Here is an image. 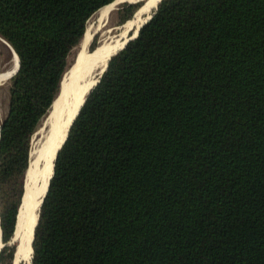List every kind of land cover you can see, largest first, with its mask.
<instances>
[{
	"label": "trees",
	"instance_id": "16d2710c",
	"mask_svg": "<svg viewBox=\"0 0 264 264\" xmlns=\"http://www.w3.org/2000/svg\"><path fill=\"white\" fill-rule=\"evenodd\" d=\"M113 1L0 0L19 59L0 119V264L32 136ZM143 5L125 3L118 24ZM32 250L31 264H264V0L160 1L57 152Z\"/></svg>",
	"mask_w": 264,
	"mask_h": 264
},
{
	"label": "bare ground",
	"instance_id": "6f19581e",
	"mask_svg": "<svg viewBox=\"0 0 264 264\" xmlns=\"http://www.w3.org/2000/svg\"><path fill=\"white\" fill-rule=\"evenodd\" d=\"M119 1L133 3L141 0H114L111 4L106 5L97 11V15L99 17L98 20L100 22L105 20L112 6L117 2L119 3ZM157 1L158 0H142V5L143 3L145 5L141 14L145 15V18L138 16L135 21L131 20L126 22L122 35H125L129 29L132 27L134 28V26H136L135 30H137L139 28H137V26H140V24L147 19L149 12ZM92 33V27L87 24L81 46L79 47L78 55L72 67L69 69L67 74H65L64 80L61 84L60 92L54 101L53 108L55 107V109L53 110L52 108L53 111L51 112L50 117V127L44 134V140L42 141L41 147L36 152H32V155L35 156L36 154V160L33 161L32 157V162L30 164L31 166H29L27 171V176L31 179V185L25 186L26 192L22 201L13 237V240L17 242V247L15 250L16 262L19 260H25L28 264H30V257L32 255L31 240L33 235V227L37 218V211L41 198L47 188L49 177L52 173V162L55 150L62 141L65 134V125H67L65 122V117H68L67 120H69L70 116L72 115L70 112V105L74 106L72 107V113H74L79 103V97L76 98L75 95V89L79 87V79L83 78L85 71H88L90 68L94 70L96 69V71L100 69L102 70L106 64V61L112 55L118 52L125 44L124 43L120 48V44L117 43V40L105 41L103 44L98 46V50L92 54H89L87 51V45L90 42ZM12 62V68H9V71L6 70L8 72L0 74V82L6 81L15 71L18 63L17 55H14ZM98 75L95 76L94 79L91 78L90 74L89 82L86 83L85 86H93L98 78ZM42 159L43 162L41 164ZM33 163L36 164L35 172L31 171ZM1 243L2 242H0V247L2 245Z\"/></svg>",
	"mask_w": 264,
	"mask_h": 264
},
{
	"label": "rangeland",
	"instance_id": "374dc122",
	"mask_svg": "<svg viewBox=\"0 0 264 264\" xmlns=\"http://www.w3.org/2000/svg\"><path fill=\"white\" fill-rule=\"evenodd\" d=\"M125 3H128V2L127 1H119V3L118 2L115 3L114 4L115 6L114 5L112 6V8L109 11L108 15L106 16L105 20H102L101 22L98 20L99 17L97 15V12L95 14H93L89 18V20L87 21V24L92 27L93 32L97 29V32L94 35L95 37L93 38L94 40L92 39V42H89V44L87 46L89 50H91L90 47L92 46V44L95 47L96 44L98 42L102 41L103 39H105L107 37H113V36H115L117 34H119L117 37L111 38V39H109L107 41H114V40L116 41L117 40L118 41L117 43L120 44V48H121L122 45L127 40V38L130 35H133L135 33V31H136L135 30V27L136 26H134V28L132 27L131 29H129V31L125 35H122V32L124 30V26H125L126 23L121 24L122 27H120L121 25L118 24L119 23V20H120V17H121L120 14H119V12H118V10L121 9L122 6ZM144 5H143V7L141 6L142 9L140 8L139 11H138V13H136L135 16L133 18L131 17L132 19L130 18L128 21H131V20H134L135 21L138 16H142V17L145 18V15H142L141 14V12H142V10L144 8ZM128 21H126V22H128ZM138 27H139V25L137 26V28ZM111 28H113V29L115 28V29L113 31H110ZM2 51H3V54H2V57H0V60L3 62V69H2V71H0V74H3V73L8 72L12 68V65H13V62L12 61H13V58H14V55H13L12 51L10 50V48L8 46H6L5 44H3V43H2ZM78 52H79V46L71 54L70 59H69V65H70L71 62H73L74 58L77 57ZM11 62H12V64H11ZM6 70H8V71H6ZM8 81L9 80L7 79L6 81L0 82V119L3 118L6 115V112H7V105H8L7 85H8ZM54 109H55V107L53 108V110ZM48 124L49 123L45 119L41 123V125L37 129V131L32 136L31 145H30V152H31L30 155L31 156H30L28 168H29V166H31L30 164L32 162V157H33V161L36 160V154L34 156V155H32V152L33 151L36 152L41 147L42 141L44 140V138H43L44 137V134H45L46 130L48 129ZM42 162H43V159L41 160V164H42ZM28 168H27V171H28ZM35 170H36V164L33 163V166L31 167V171L32 172H35ZM27 171H26V173L24 175V178H23V192L24 191L26 192L25 186L31 185V179L27 176ZM24 196H25V194H24ZM21 205H22V202H21ZM21 205L19 207V210L21 208ZM17 218H18V216H17ZM13 237H14V235H13ZM0 242H2V240H0ZM1 244H4V243L2 242ZM9 245H14L15 246V250H16L17 242H15L13 240V238L9 242ZM30 259H31V257H30ZM10 264H28V263L25 260H19V261L16 262V260H15V253H14L13 260L11 261Z\"/></svg>",
	"mask_w": 264,
	"mask_h": 264
},
{
	"label": "water",
	"instance_id": "95a60500",
	"mask_svg": "<svg viewBox=\"0 0 264 264\" xmlns=\"http://www.w3.org/2000/svg\"><path fill=\"white\" fill-rule=\"evenodd\" d=\"M141 1H142V0H141ZM141 1H136V2H133V3L128 2V4H137V3H140ZM160 1H161V0H158V1L154 4V7H153V8L151 9V11L149 12L150 14H149V16L147 17V19H146V20H145V21L139 26V28L136 30V33H135L134 35H130V36L127 38L125 44L123 45V47H122L118 52H120L121 50H123L124 47L126 46V44H127L128 42H130L131 40H133L134 38H136V36H137V34H138V32H139V29H140V28H141V27H142V26H143L148 20H150V18H151L152 15L154 14L155 10L157 9V6H158V4L160 3ZM133 15H134V14H133ZM125 23H126V22H125ZM120 27H122V25H121ZM114 29H115V28H114ZM114 29L111 28L110 31H113ZM110 31H109V32H110ZM96 32H97V29L92 33V36H91L90 42H92V39L95 37L94 35L96 34ZM118 35H119V34H117V35H115V36H113V37H107V38L103 39L102 41L98 42V43L96 44V46H95L93 49H91V50H89L88 47H87V51H88V53H89V54L94 53L96 50H98V46H99L100 44H103V42H105V41H107V40H109V39H111V38H115V37H117ZM82 39H83V38H82ZM93 40H94V39H93ZM81 42H82V40H81ZM81 42H80L79 47L81 46ZM6 44H7V46L10 48V50L12 51V53H14V55H16L15 52L13 51V49L9 46V44H8V43H6ZM88 44H89V43H88ZM87 46H88V45H87ZM118 52H116L114 55H112V56L106 61V64H105V66H104V68H103L102 70L100 69V70L96 71V69L94 70V69L90 68V69H89L90 72H89V70H88V71H85L83 78H80V79H79V83H78V86H79V87L75 89V90H76L75 95H76V98L79 97V103H78L77 108H76V110H75L74 113H72V112H73V111H72V107H74V106H71V105H70V112H71L72 115L70 116L69 120H67L68 117H65V120H66L65 122H66V124H67V125H65V132H64L65 134H64V137H63L62 141L60 142V144L58 145V147H57L56 150H55V153H54V156H53V162H52V173H51V175H50V177H49V181H50V179L52 178V175H53L54 163H55V159H56L57 152L59 151V149L62 147V145H63L64 142L66 141V139H67V135H68V132H69L70 127L72 126L74 120L76 119L77 115L79 114V111H80L82 105L84 104V102H85L87 96L89 95L90 91H91V90L97 85V83L99 82V80H100V78H101L103 72L107 69V65H108L109 60H110L112 57H114ZM75 59H76V57L74 58V60H75ZM74 60H73V62L70 63V65H69L67 71L65 72V74H66V73L69 71V69L72 67V65H73V63H74ZM18 67H19V59H18V63H17V67H16L15 71H14L13 74L8 78V80L11 79V78L16 74V72L18 71ZM91 67H92V66H91ZM100 71H101V72H100ZM65 74H64L63 77H62V80H61V83H60L59 92H60V89H61L62 81L64 80V77H65ZM90 74H91V78H94V77L97 76L98 74H99V75H98V78H97V80H96V82L94 83L93 86H88V87H86L85 84L89 82ZM94 79H95V78H94ZM59 92H58V94H59ZM58 94H57V96H58ZM57 96H56V98H57ZM53 105H54V103H53ZM53 105H52V108H53ZM52 108H51V110H50V112H49V114H48V116H47V118H46V121L49 123V124H48V128L50 127V117H51ZM0 129H1V125H0ZM30 154H31V152H30ZM30 156H31V155H30ZM49 181H48V185H47V188H46V190H45V193L43 194V196H42V198H41L40 205H39V208H38V211H37V218H36V222H35L34 227H33V235H32V240H31V247H32V241H33V237H34V230H35V227H36V224H37V220H38V214H39L40 206H41L42 201H43V199H44V197H45V195H46V193H47L48 186H49ZM0 235H1V231H0ZM0 238H1V237H0ZM3 247H4V244L1 245L0 250H1ZM32 253H33V250H32ZM31 259H32V255H31ZM30 264H31V260H30Z\"/></svg>",
	"mask_w": 264,
	"mask_h": 264
},
{
	"label": "crops",
	"instance_id": "0c3cea01",
	"mask_svg": "<svg viewBox=\"0 0 264 264\" xmlns=\"http://www.w3.org/2000/svg\"><path fill=\"white\" fill-rule=\"evenodd\" d=\"M2 43L7 46V44L4 43L3 40H0V57H2V54H3V51H2ZM2 69H3V62L0 60V71H2Z\"/></svg>",
	"mask_w": 264,
	"mask_h": 264
},
{
	"label": "snow or ice",
	"instance_id": "6c2138e0",
	"mask_svg": "<svg viewBox=\"0 0 264 264\" xmlns=\"http://www.w3.org/2000/svg\"><path fill=\"white\" fill-rule=\"evenodd\" d=\"M0 40H4V37L3 36H0ZM4 43H7V41L4 40Z\"/></svg>",
	"mask_w": 264,
	"mask_h": 264
}]
</instances>
